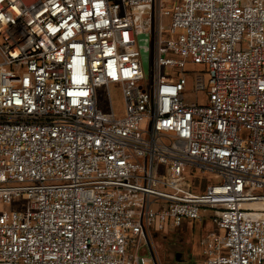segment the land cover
I'll list each match as a JSON object with an SVG mask.
<instances>
[{
	"label": "built area",
	"instance_id": "1",
	"mask_svg": "<svg viewBox=\"0 0 264 264\" xmlns=\"http://www.w3.org/2000/svg\"><path fill=\"white\" fill-rule=\"evenodd\" d=\"M186 220L264 264V0H0V264H148Z\"/></svg>",
	"mask_w": 264,
	"mask_h": 264
},
{
	"label": "rangeland",
	"instance_id": "2",
	"mask_svg": "<svg viewBox=\"0 0 264 264\" xmlns=\"http://www.w3.org/2000/svg\"><path fill=\"white\" fill-rule=\"evenodd\" d=\"M167 9H171V5L167 4L166 5ZM148 37V39H147ZM148 41H149V35L145 36H141L139 37V43H141L142 45L146 46L148 45ZM149 53L148 52H143L142 54V59H143V64L145 69L148 71L149 69ZM148 59V60H147ZM186 81H187V90L189 92V96L194 97V82H195V76L197 72L203 71L205 70V66L203 64H196V63H191L188 62L186 64ZM165 71V70H164ZM192 71V72H189ZM110 94L112 97V106L114 107V110L116 111V114L121 117L125 115V100L124 97L121 93V90L119 87H117L116 85H111L110 87ZM98 101H99V106L104 110V111H110L111 110V104H110V99H109V92L108 89H106L105 87L102 88H98ZM185 175H186V180L187 182H191L193 184H200L202 183V188H205V186L208 184L209 180L211 179H216V181H210V182H219L220 178L212 173V172H206V173H199L197 171H195L193 174L191 172V169L188 168L185 171ZM2 210L4 211H11L12 208H14V206H9V205H3L1 206ZM208 221L203 222H196L195 223V234L193 235V243H194V248H193V252H192V260H196V253L198 251V243L201 240V238H206L208 237L211 233L213 232H217L215 226L211 225V227L208 225ZM206 226H205V225ZM204 225V226H203ZM218 232L220 233H224V230H219ZM164 235L161 234L159 236L154 237V241L152 243V247H153V251L154 253L156 252L158 256L155 255L156 258H152V253L150 251L146 252V257H147V263L148 264H156V260L160 262V264H177L175 262L174 259V252H171L169 254L168 257L165 258V260H163V256L161 255V250H163L161 247V239ZM158 252V253H157Z\"/></svg>",
	"mask_w": 264,
	"mask_h": 264
},
{
	"label": "flooded vegetation",
	"instance_id": "3",
	"mask_svg": "<svg viewBox=\"0 0 264 264\" xmlns=\"http://www.w3.org/2000/svg\"><path fill=\"white\" fill-rule=\"evenodd\" d=\"M159 235V233L156 234V236ZM193 235V232H190L186 236L180 232H176L171 236L164 235L160 241L162 246L161 248L163 249L161 250V255L164 258L163 260H165L171 252H174V259L177 264H193V260L191 258V251L194 247ZM155 255L158 258L159 255H157L156 252ZM158 263L160 264L159 261Z\"/></svg>",
	"mask_w": 264,
	"mask_h": 264
},
{
	"label": "crops",
	"instance_id": "4",
	"mask_svg": "<svg viewBox=\"0 0 264 264\" xmlns=\"http://www.w3.org/2000/svg\"><path fill=\"white\" fill-rule=\"evenodd\" d=\"M207 221L209 222L208 225L211 227V225H213V224L209 220H207ZM195 223H196L195 221L186 220L185 223L183 224V226L181 228H179L178 230H176V231L168 230L166 232L160 233V235L163 234V235H169V236H171L172 234H174L176 232H180L181 234H183L185 236L187 234H189L190 232H193V234H195L194 233L195 232V229H196ZM203 239L201 238V240L199 241V245H197L198 246V251L196 253V260H193L192 261L193 264H198L200 262V260H201V256H202L201 251H202V241H203ZM193 248H192V250H193ZM193 251H191V254H192Z\"/></svg>",
	"mask_w": 264,
	"mask_h": 264
},
{
	"label": "water",
	"instance_id": "5",
	"mask_svg": "<svg viewBox=\"0 0 264 264\" xmlns=\"http://www.w3.org/2000/svg\"><path fill=\"white\" fill-rule=\"evenodd\" d=\"M144 35L147 36L148 34H144ZM141 36H143V35H141ZM141 36H140V37H141ZM147 39H148V37H147ZM149 41H150V39H149ZM149 41H148V45H146V46L142 45L141 43H139V45H140V50H141L142 54H143V52H148V53H149V58H148V59L150 60V47H149ZM148 59H147V60H148ZM150 252L152 253V257H153V258H156L153 249H150ZM156 264H159L157 260H156Z\"/></svg>",
	"mask_w": 264,
	"mask_h": 264
}]
</instances>
